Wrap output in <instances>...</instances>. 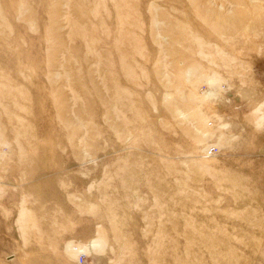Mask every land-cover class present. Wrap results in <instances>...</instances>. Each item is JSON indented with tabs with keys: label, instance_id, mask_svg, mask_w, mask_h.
Masks as SVG:
<instances>
[{
	"label": "rangeland",
	"instance_id": "374dc122",
	"mask_svg": "<svg viewBox=\"0 0 264 264\" xmlns=\"http://www.w3.org/2000/svg\"><path fill=\"white\" fill-rule=\"evenodd\" d=\"M0 264H264V0H0Z\"/></svg>",
	"mask_w": 264,
	"mask_h": 264
}]
</instances>
